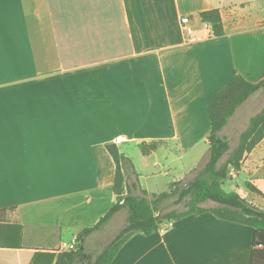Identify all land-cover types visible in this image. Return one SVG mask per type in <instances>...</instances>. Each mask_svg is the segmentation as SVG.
<instances>
[{
    "label": "crops",
    "instance_id": "crops-1",
    "mask_svg": "<svg viewBox=\"0 0 264 264\" xmlns=\"http://www.w3.org/2000/svg\"><path fill=\"white\" fill-rule=\"evenodd\" d=\"M209 9L220 36L203 28ZM235 73L264 79V0H0V264H55L62 242L98 223L115 203L108 144L160 168L149 190L133 165L137 192L202 167L208 101ZM141 142L156 146L143 154ZM230 172L227 190L264 209V138ZM253 238L205 211L133 234L110 264H248Z\"/></svg>",
    "mask_w": 264,
    "mask_h": 264
},
{
    "label": "trees",
    "instance_id": "trees-1",
    "mask_svg": "<svg viewBox=\"0 0 264 264\" xmlns=\"http://www.w3.org/2000/svg\"><path fill=\"white\" fill-rule=\"evenodd\" d=\"M200 18L211 25L213 36L223 34L222 20L217 9L200 12ZM264 86V79L252 83L235 73L232 80L207 104L211 129L208 135V156L202 167L184 185L182 181L170 183L168 191L152 193L151 198L145 190L137 192L138 175L134 174L131 159L120 152L116 144H108L107 149L115 162L114 193L115 203L94 226L80 230L76 239V249L61 251L55 264H110L120 247L135 233L151 234L158 231L163 221H170L190 214L210 211L219 218L254 228L253 246L248 264H264V209L249 203L238 192L225 190L222 185L229 178V169L237 172L241 167V159L245 152L251 150L264 138V110L250 119L249 127L241 134L235 148L230 150L227 137L221 134L238 107L253 93ZM141 152L148 154L155 148V143L141 142ZM224 155H228L223 163H219ZM130 174L135 180L127 182ZM131 176V175H130ZM252 191L262 193L255 186L246 182ZM176 196L178 201L185 197L187 209L182 212L170 211L162 216L156 215V204L169 197ZM206 200L216 203V207H204L200 204ZM127 211L123 227L111 242L94 258L84 256V240L90 233L99 230L120 210Z\"/></svg>",
    "mask_w": 264,
    "mask_h": 264
},
{
    "label": "rangeland",
    "instance_id": "rangeland-1",
    "mask_svg": "<svg viewBox=\"0 0 264 264\" xmlns=\"http://www.w3.org/2000/svg\"><path fill=\"white\" fill-rule=\"evenodd\" d=\"M264 110V86H262L259 90H257L255 93H253L245 102H243L238 109L235 111L233 116L230 118L229 123H227V127L225 130L224 136L227 137V140L230 144V150L236 147L240 140L241 134L249 127L250 125V119L260 113ZM140 150H137L136 152L133 150L129 151V158L131 159L133 165L137 167L139 171L142 172V179L141 184L143 188H147L150 190V172H157L160 170V168L151 166L150 163H148V166L144 167L140 161ZM228 155H224L221 160L220 164L223 163ZM196 171H193L192 174L187 176L184 180H181L182 183L178 186H182L185 183H187L194 175ZM230 177L233 176V174H229ZM132 178V175H131ZM226 182V181H225ZM224 182V183H225ZM225 190H227V184L225 183L224 186H222ZM160 191H168V187L162 188L159 186ZM148 197L151 198V195L148 194ZM187 198L185 197L181 201H178L176 196L169 197L167 199H164L156 204V211L155 213L159 216H162L163 214L174 211V212H182L187 209V205L185 204V200ZM204 207H216L218 206L216 203H214L211 200H206L205 202H202L200 204ZM127 218V211H123L117 216V219L115 221L109 222L107 221L103 227H101L99 230H96L93 233V236L91 238L90 246H88L89 255L88 258H94L97 256L114 238V236L119 232V230L123 227L125 221ZM165 222V221H163ZM162 222V223H163ZM17 259V264L22 263L23 257H15Z\"/></svg>",
    "mask_w": 264,
    "mask_h": 264
},
{
    "label": "built area",
    "instance_id": "built-area-1",
    "mask_svg": "<svg viewBox=\"0 0 264 264\" xmlns=\"http://www.w3.org/2000/svg\"><path fill=\"white\" fill-rule=\"evenodd\" d=\"M181 24H182V27H183V30H184L185 34L190 35L193 32V28L189 24V18L187 16H182L181 17ZM203 28L204 29H210L211 25L208 22H203ZM121 140H122V138L120 136H118L116 138L117 142H120ZM170 224H171V220L170 221H165V222L160 224L158 230H164ZM74 249H76V247H75L73 242H62V244H61V250L62 251H69V250H74Z\"/></svg>",
    "mask_w": 264,
    "mask_h": 264
}]
</instances>
